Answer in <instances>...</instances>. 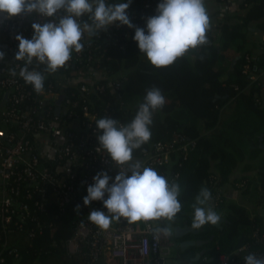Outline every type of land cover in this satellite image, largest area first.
<instances>
[{"label": "built area", "instance_id": "obj_1", "mask_svg": "<svg viewBox=\"0 0 264 264\" xmlns=\"http://www.w3.org/2000/svg\"><path fill=\"white\" fill-rule=\"evenodd\" d=\"M153 1L157 0H144L140 11L130 5L127 14L133 25L140 27L146 23ZM227 1L248 4V0L221 2ZM38 20L43 22L34 15H21L7 18L4 25L7 59L0 65V264H6V254L20 260L19 242L31 245L51 225L47 214L49 191L58 196L60 210L76 202L87 217L76 226L67 242L71 253L84 247L92 264L102 260L117 264H169L179 243L172 235L155 232L157 227L166 228L161 220L129 223L121 218L113 221L108 230H102L89 221L88 215L92 210L107 214L103 202L93 201L87 206L83 202L97 173L106 171L112 177L110 184L119 173L120 166L103 149L97 151L100 147L97 136L102 130H98L95 122L106 117L126 124L113 117V104L102 96L105 92L114 96L120 108L134 106L126 99L130 95L120 92L121 75L110 73L102 65L105 45L113 41V35L124 30L122 37L129 39L134 28L117 22L107 31L101 30L95 38L85 35L83 50L73 51L68 63L54 73L46 72L44 65L34 62L30 70L35 68L45 75L44 90L36 93L19 76L24 62L16 60L19 42L15 37L23 35L31 39L32 24ZM255 57L253 53L245 56L244 73L250 72V63ZM10 69H15L17 75L12 76ZM263 73L264 70L252 79L260 80ZM197 144L196 140L178 132L173 139L158 140L148 148H140L133 154V160L177 183L181 173L179 169L173 170V165L182 166ZM212 179L217 186L211 193L209 206L216 210L225 194L218 185L219 176L214 174ZM245 183L242 180L236 184L240 188ZM250 253L264 257L243 245L222 253L216 264H245L244 257Z\"/></svg>", "mask_w": 264, "mask_h": 264}, {"label": "trees", "instance_id": "obj_2", "mask_svg": "<svg viewBox=\"0 0 264 264\" xmlns=\"http://www.w3.org/2000/svg\"><path fill=\"white\" fill-rule=\"evenodd\" d=\"M118 2L120 0L108 3ZM153 2L148 17L156 14L161 0ZM143 3L144 0H132L131 7L140 11ZM239 10L242 11L240 14L225 15L219 24L218 39L211 24L208 44L190 49L166 68H156L140 52L133 39L135 29L129 39L122 37L124 30L117 31L113 41L105 45L103 67L121 75V93L127 92L138 99L132 108L123 109L115 103L110 92L103 93L102 96L113 104V117L126 124L131 122L144 102L147 90L153 87L159 88L165 96L164 106L153 113L151 139L141 148H148L158 140L173 139L178 132L198 143L182 166L175 164L172 167L181 173L177 183L181 188L178 199L182 205L180 213L184 214L180 220L182 224L192 225V204L201 188L207 187L212 193L217 186L212 179V161L219 171L218 185L222 186L229 181L242 159L248 156L256 160L264 152V86L260 80L252 79L264 70V40L259 42L261 53L251 61L250 72H243L247 63L245 56L252 54L257 44L251 38L256 32H264V0H248L247 5H239ZM139 19L144 22L143 17ZM140 28L146 29V23ZM122 44L123 48L120 47ZM232 50H235L234 54H228ZM234 58L237 59L231 68ZM188 167L191 170H187ZM247 182L246 191L251 183ZM258 189L264 198V160L258 166ZM47 205L51 225L46 226L31 245L19 243L20 260L6 254V264H92L84 247L71 253L67 245L76 226L87 219L84 212L77 209L76 202L60 210L58 196L52 191L48 192ZM223 206L227 210L222 214L224 220L219 226L207 224L198 233L189 234L205 243L181 251L182 264H216L222 253L243 245L250 251L264 254L263 217L252 216L246 207L235 202L223 200L218 209ZM161 221L173 230L171 221ZM172 230L171 235H174ZM197 252L203 254L194 261ZM97 264L109 263L100 261Z\"/></svg>", "mask_w": 264, "mask_h": 264}, {"label": "clouds", "instance_id": "obj_3", "mask_svg": "<svg viewBox=\"0 0 264 264\" xmlns=\"http://www.w3.org/2000/svg\"><path fill=\"white\" fill-rule=\"evenodd\" d=\"M132 0L108 3V0H0V14L9 20L18 16H37L31 39L17 35L19 42L16 60L23 61L19 76L36 93L44 90L45 75L31 68L34 62L44 65L45 71L54 73L72 58L73 51L84 48L85 35L97 36L117 22L135 29L134 41L147 60L156 68L173 65L190 49L209 43L207 33L211 29L210 14L205 0H161L154 16L146 19V29L132 24L127 11ZM5 54L0 51V61ZM10 74L16 76L15 69ZM166 102L159 88L147 90L144 102L131 122L122 124L111 118H100L95 124L102 134L97 136L100 147L111 161L120 166L112 177L106 172L97 173L94 183L87 188L84 204L102 201L107 214L92 210L88 215L91 223L108 230L113 221L126 219L129 223L140 221L173 220L181 212L178 199L181 188L175 181L158 174L139 160H133V151L140 149L152 136L153 113ZM126 166V167H125ZM105 196L107 198L105 199ZM211 191L202 187L192 204L194 216L191 227L201 229L207 224L216 225L221 217L209 206ZM79 209V208H77ZM156 233L171 235L170 228L155 229ZM245 264H264V257L250 253L244 257Z\"/></svg>", "mask_w": 264, "mask_h": 264}, {"label": "crops", "instance_id": "obj_4", "mask_svg": "<svg viewBox=\"0 0 264 264\" xmlns=\"http://www.w3.org/2000/svg\"><path fill=\"white\" fill-rule=\"evenodd\" d=\"M205 3H206V7L208 9V12L210 14V22L214 26L215 34H216V37L218 39V37L220 35L219 24L224 19L225 15L227 13L228 14H234V13L240 14L242 11L239 10V4L234 2V1L221 2V1H217V0H205ZM6 21H7V16L4 15V14H0V51L4 52V54H5V58H4V60L0 61V65L3 62H5L6 59H7L6 58V53H5V50L7 48V36H6L5 31H4V25H5ZM251 39L255 40V42L257 43L256 46L254 47V50L252 51V53L254 54V56L258 57V55L261 53V47H260L259 42L264 40V32H256L255 35ZM231 53H232V51L228 52V54H230V55H231ZM260 80H261V82L264 85V73L261 75ZM212 171H214L215 173L219 174V171L217 169L212 170ZM243 173L240 174L238 171L237 172L236 171L233 172L232 175L230 176L229 181L222 185L223 192L225 194L224 200L226 202H235V203H237V200H239V197L241 196L240 194H245L244 197L246 199H248V195L246 194L247 191L245 190L246 188L240 189V188L236 187L235 186L236 184L234 183L237 180L242 179L244 176L247 175L246 172H243ZM246 180H248V178H246ZM243 192H245V193H243ZM240 205H243L244 207L247 206V204L246 205L245 204H240ZM215 211L217 212L218 215H220V217H223L222 216V214L224 213L223 209L221 210V208H220V209H217ZM180 224H182V223L181 222L180 223H173L172 224L173 230H174L175 226L180 225ZM186 225H188V223L182 224L181 226H186ZM189 226H191V225H189ZM191 233H194V232H190L189 234H191ZM189 234L185 237V239L187 238V239L197 240L193 236H189ZM179 240H181V239H179ZM19 243H22V242H19ZM181 251H183V250H181ZM197 253H199V252H197ZM172 258H176V256H174ZM102 261L107 262L106 260H102ZM169 261H168V263H169ZM177 262H179V261L177 260V261H174L173 263H177ZM107 263H109V262H107ZM109 264H117V262H114V263L111 262Z\"/></svg>", "mask_w": 264, "mask_h": 264}, {"label": "rangeland", "instance_id": "obj_5", "mask_svg": "<svg viewBox=\"0 0 264 264\" xmlns=\"http://www.w3.org/2000/svg\"><path fill=\"white\" fill-rule=\"evenodd\" d=\"M233 48L235 49L236 46H234ZM234 51L235 50H232L231 55L234 54ZM126 99L132 105H135L137 100H138L137 98H135L133 96H126ZM237 109H238V106L235 107L234 112ZM208 134H210V133H208ZM263 160H264V152L256 160H251L247 156L244 160L242 159L240 161L239 165L236 168H234V172L238 171L240 174H242L243 172H246V174H247L246 176L248 177V180L251 182L249 185V189L246 193L248 195V199H246L244 197L245 194H240L241 196L239 197V200H237V203L238 204H245V205L247 204L246 207L248 208L249 213L252 216L260 215L263 217V220H264V198L260 194L259 189H258V166L260 165V162H262ZM210 167H211V170H215L217 168L215 166V161H212ZM187 170H191V167H188ZM212 172H213V174H216V175L218 174V173H215L214 171H212ZM242 180H244L246 183L244 184V186H240V189L247 188V184H248L247 180H245V179H242ZM242 180H240V181H242ZM240 181H236L234 183L236 184L237 182H240ZM235 186L238 187L237 184ZM243 193H245V192H243ZM222 209L225 212L227 210V207L223 206L221 208V210ZM183 215L184 214L178 213L176 215V217H174L173 220H171V222L172 223H180V220L184 218ZM172 238L174 240L176 239V241L179 243L180 240L175 238L174 235H172ZM180 253H181V248H180V243H179V245L175 249L174 256H176V258H171L169 263L172 264L174 261H177V260L180 261V257H179ZM111 262H113V261H111Z\"/></svg>", "mask_w": 264, "mask_h": 264}, {"label": "water", "instance_id": "obj_6", "mask_svg": "<svg viewBox=\"0 0 264 264\" xmlns=\"http://www.w3.org/2000/svg\"><path fill=\"white\" fill-rule=\"evenodd\" d=\"M237 58L233 59V62L231 64V68L234 66L235 62H236ZM264 147V145H263ZM224 220L223 217H221L220 221L216 224V226H219L221 224V222ZM190 232H194V233H198L199 229H193L191 226L186 225V226H181V225H177L174 227L173 233L174 236L177 239H181V243H180V248L181 250H186L189 246H194V245H201L203 243H205L204 240H194V239H185V237L190 233ZM203 252H199L196 254V256L193 258L194 261L199 260V258L202 256Z\"/></svg>", "mask_w": 264, "mask_h": 264}, {"label": "flooded vegetation", "instance_id": "obj_7", "mask_svg": "<svg viewBox=\"0 0 264 264\" xmlns=\"http://www.w3.org/2000/svg\"><path fill=\"white\" fill-rule=\"evenodd\" d=\"M180 225H182V224H180ZM187 239V238H186ZM176 240V239H175ZM179 243H181V240L179 241Z\"/></svg>", "mask_w": 264, "mask_h": 264}]
</instances>
